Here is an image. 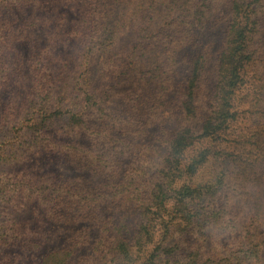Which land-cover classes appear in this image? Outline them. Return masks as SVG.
I'll list each match as a JSON object with an SVG mask.
<instances>
[{"label":"trees","instance_id":"16d2710c","mask_svg":"<svg viewBox=\"0 0 264 264\" xmlns=\"http://www.w3.org/2000/svg\"><path fill=\"white\" fill-rule=\"evenodd\" d=\"M66 1L88 11L82 28L69 33L93 44L89 51L79 45L72 54L84 72L73 69L63 75L60 81L71 82L62 90L50 76L42 101H32L27 114L36 112L45 150L65 156L94 179L34 177L32 198L51 217L76 211L78 221L97 220L110 194L139 211L135 232L116 223L109 229V247L99 240L106 249L105 264H243L257 259L264 249V239L256 241L264 224V189H259L264 183V0H138L131 15L124 13L132 25L125 37L120 31L125 25L115 21L123 0ZM42 3L0 0V7L24 10ZM143 9L153 14L148 21ZM57 24L65 28L67 21L61 18ZM212 24L225 28V38L209 89L204 85L209 48L183 54L199 44ZM99 27L110 29L108 35L92 38L101 43L90 42L88 31ZM119 45L127 46L126 60L112 58L103 85H95L88 72L94 55ZM47 55L48 72L53 73L54 62L71 67L56 47ZM118 104L123 108L116 109ZM154 125L166 151L148 149L149 155L140 157L138 141ZM205 169H210L207 174ZM101 178V188L92 184ZM21 190L15 186L9 191L15 195L1 196L16 200ZM251 198L258 199L255 214L240 228L233 205ZM216 228L231 235L242 232L241 241L223 256L209 253L207 240L200 237ZM77 234L73 248L52 251L40 264H69L86 244L88 235ZM193 235L197 238L188 246Z\"/></svg>","mask_w":264,"mask_h":264},{"label":"rangeland","instance_id":"374dc122","mask_svg":"<svg viewBox=\"0 0 264 264\" xmlns=\"http://www.w3.org/2000/svg\"><path fill=\"white\" fill-rule=\"evenodd\" d=\"M46 1L48 0L24 10L16 6L0 7V264H40L44 256L52 251L73 248L76 245L75 241L80 238L77 234L79 232L88 235L86 244L77 249L69 264H105L101 257L106 252L105 248L109 247L107 242L110 241V231L115 226L113 224L124 222L129 225L132 232H135L137 224L141 221L139 211L120 200L113 199L110 194V201H107L100 210L97 220L78 221L76 211L65 212L57 218L51 217L43 203L32 198L34 177L36 179L47 175H55L58 179L80 177L86 182L94 179L91 173L78 169L65 156L45 150L42 144L43 135L35 122L36 112L27 114L28 105L31 106L32 101H42L43 97L40 95L50 83V76L62 90L67 81L71 82L69 79L60 81L63 75H69L73 69L76 74L84 72V68L78 67L80 60L72 54L79 45L87 46L85 48L88 51L93 45L86 41L84 43L73 34L69 36L72 30L82 28L83 15L88 13L82 4L66 0H56L54 3ZM123 1L124 5L118 9L115 21L121 20L118 25L122 23L128 28L124 26L120 31L127 33L132 25L129 22L130 16L127 18L124 13L131 15L138 0ZM148 6H151V2ZM161 13L162 8L159 7L157 14H154L156 22ZM143 16L148 21L153 14L143 9ZM61 18L67 21L65 28L57 24ZM109 31L110 29L102 27L88 31L90 42L101 43V40L92 38L100 37L104 33L108 35ZM224 38L225 28L212 24L201 33L199 44L192 48L189 46L183 54L187 57L192 51L209 48V61L204 73V85L209 89L215 82L218 50ZM126 43L128 42L125 41ZM51 47H56V51L64 60L69 59L71 67L63 61L54 62L53 73L48 72L47 49ZM126 47L119 45L112 51L108 49L107 52L94 55L88 72L95 85H103L102 75L108 76L112 58L120 57L126 60ZM183 71L180 67L181 77ZM122 108L121 104L116 106V109ZM148 130V137L138 141L141 146L138 150L140 157L149 155L148 149L152 152L159 148L166 151V147L161 146L157 140L159 127L154 125ZM82 143L88 142L83 140ZM129 166L128 161L123 171L127 172ZM209 170L205 169V173L207 174ZM92 184L101 188L102 178L93 181ZM15 186L22 189L19 199L5 201L1 195L15 189ZM259 189H264V183ZM9 194L15 195L14 192ZM262 197L261 201L264 202V192ZM257 202L258 199L251 198L233 205L234 212L240 215V228L242 222L246 224L255 214ZM262 217L264 219V213ZM74 237L76 238L73 241ZM200 237L203 241L207 240V249H212L209 253L223 256L232 245L241 241L242 232L231 235L223 232L222 228H216L204 232ZM196 238V235L189 237L186 240L188 246ZM100 239H103L105 248L100 244ZM262 239L264 224L258 231L256 241ZM243 264H264V249L257 259L248 260Z\"/></svg>","mask_w":264,"mask_h":264}]
</instances>
